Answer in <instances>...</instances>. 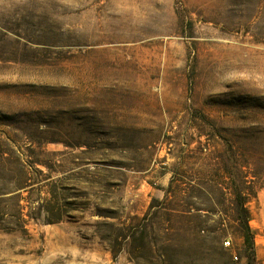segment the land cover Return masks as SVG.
<instances>
[{
    "label": "rangeland",
    "instance_id": "1",
    "mask_svg": "<svg viewBox=\"0 0 264 264\" xmlns=\"http://www.w3.org/2000/svg\"><path fill=\"white\" fill-rule=\"evenodd\" d=\"M238 190L264 264V0H0V264H248Z\"/></svg>",
    "mask_w": 264,
    "mask_h": 264
},
{
    "label": "trees",
    "instance_id": "2",
    "mask_svg": "<svg viewBox=\"0 0 264 264\" xmlns=\"http://www.w3.org/2000/svg\"><path fill=\"white\" fill-rule=\"evenodd\" d=\"M222 192H224V195H227V193L223 189ZM232 195L234 196L233 204L235 212V221H237V228L243 240L244 250L248 254V264H257L254 233L249 224L251 217L250 212L246 207L247 198L239 190L233 193Z\"/></svg>",
    "mask_w": 264,
    "mask_h": 264
},
{
    "label": "built area",
    "instance_id": "3",
    "mask_svg": "<svg viewBox=\"0 0 264 264\" xmlns=\"http://www.w3.org/2000/svg\"><path fill=\"white\" fill-rule=\"evenodd\" d=\"M225 245H226V246H229V245H230V243H229V242H226V243H225Z\"/></svg>",
    "mask_w": 264,
    "mask_h": 264
}]
</instances>
